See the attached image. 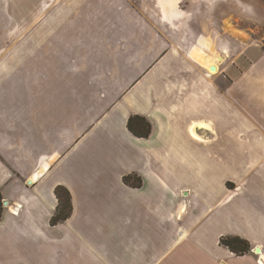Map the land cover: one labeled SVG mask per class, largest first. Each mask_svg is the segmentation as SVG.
Masks as SVG:
<instances>
[{
    "label": "crops",
    "instance_id": "0c3cea01",
    "mask_svg": "<svg viewBox=\"0 0 264 264\" xmlns=\"http://www.w3.org/2000/svg\"><path fill=\"white\" fill-rule=\"evenodd\" d=\"M243 4L258 10L249 13L251 21H264L261 5ZM45 5V16L38 15L42 4L36 15L31 10L30 21L41 22L30 30L0 32V194L7 202L0 264H264V82L243 78L245 72L237 76L234 68L224 72L223 58L208 53L214 19L227 18L229 6L213 0ZM51 35L72 56L69 70L130 94L113 101L121 108V152H111L109 162L96 150L90 161L74 153L86 134L67 130L72 140L61 136L59 144H44L48 127L39 124L38 112L24 117L28 123L15 121L24 106H16L19 98L38 108L36 98L21 97L26 89L20 96L16 90L31 89L21 77L29 79L33 56L44 60L36 48ZM253 68L264 71V51ZM92 71L108 73H86ZM130 117L151 125L147 138L127 129ZM246 121L248 132L259 136L256 144L237 138L231 147V135L250 134ZM230 156L238 163L232 165ZM56 167L62 174L52 173ZM124 176L140 186L125 184ZM57 186L69 192L72 213L52 226ZM227 237L246 241L250 252L235 255L220 243Z\"/></svg>",
    "mask_w": 264,
    "mask_h": 264
},
{
    "label": "rangeland",
    "instance_id": "374dc122",
    "mask_svg": "<svg viewBox=\"0 0 264 264\" xmlns=\"http://www.w3.org/2000/svg\"><path fill=\"white\" fill-rule=\"evenodd\" d=\"M189 1L190 0H186V2ZM213 2L215 5L222 6L224 4V6H229V15L227 18L225 17L226 20L229 21V24H227L225 18L214 19L213 45H211V49H209L208 53L212 56L223 58L224 62L218 59L217 63L219 62L221 64L223 62L222 67L224 72L225 70L229 71L234 68L237 76L245 72L243 78L259 80L261 83L264 82L263 70L254 71V68L249 69L251 64L254 63L264 51L263 17L260 16L262 20H259L258 17H254L251 21L252 17L249 16V13L251 12V15H254V12H258V10L243 6V3L248 2V4L250 3L252 5L255 3L256 6L261 5L264 9V0H213ZM38 5L41 6L38 15L45 16V0H0V32L30 30L36 25V21L41 22V20L37 19H34L33 22L30 21V12L33 9L32 12L36 15V8ZM41 8H43V10H40ZM223 21H226V24L223 25L225 32H223L221 28ZM51 37L52 38H43L38 49L36 48V50L44 53V60L42 61L40 55L33 56V62L35 63L29 66V79L21 77L20 83L23 82V85L31 84V89L29 86L27 88L19 86L18 90H16L19 96L24 89L27 90L26 92L32 90L30 94L26 92L22 93L21 97L23 99H29L31 97L32 99L36 98L39 101L38 108H29L31 107L29 103H20L19 98V103H17L16 106H24H21V110L17 109L16 114L19 115V118L15 121H19L22 124L28 123L30 120L24 119V117H30L32 113L35 114L38 112L42 114L41 117L37 119L39 124H41L42 127H48V136H43L44 144H47L46 141H48L50 145L59 144L60 142L56 139H59L61 136L69 137L72 140L73 135L69 134L67 130L71 133L86 134L83 143L80 142L74 145V153L80 154L81 160L85 159L86 161H90L96 158L93 152V150H96L98 153H101L103 161L109 162L111 160V152H121L120 148L116 146V130L121 132L122 129L119 125L121 120V108H116V103L113 104V101L120 100L119 103L125 101L130 94L126 96L127 93H125V91L123 94L119 92L121 88L119 89L112 86V88L109 87L106 89V86L103 84L99 85L101 81H91L92 79L86 81L83 77V71H76L78 69L69 70L67 62L69 59H72V56L67 54L64 55L61 43L58 42V45L53 40L55 37L53 35H51ZM6 41V46H12L15 39ZM23 71L22 76L24 74ZM86 73H91L94 76L101 75V77L103 76L104 78V76H107L108 72L92 71ZM122 74L126 76L125 71ZM225 76L226 78L234 77L226 74ZM107 90L111 91L112 96L106 94ZM254 93L255 92L251 90L250 100H253L252 97L255 95ZM41 104L44 106L43 109L40 107ZM33 121H35V119H33ZM248 123L249 122L246 121L247 132L248 127L252 126ZM254 135L255 134L252 133L241 136L231 135V147H233V144L237 143V138H240L241 142L244 140L247 144L251 142L252 146H254L256 144L255 137H259L258 135ZM118 137L121 138L120 135ZM79 145H81L80 149L82 148V151L79 150ZM232 150L233 148H229V154L232 153ZM223 158L227 159L226 152ZM237 159L238 158H232L230 156L229 162L231 164L233 161L234 164L238 163L235 162ZM66 162L67 161H64L63 164ZM231 169L236 170V174L239 173L237 168H232L231 166ZM250 169L252 170L254 168H247V170ZM53 170L52 173H57L58 175L62 174L61 167H56ZM80 170L83 169L80 167ZM243 170V167L240 168L241 174ZM80 172L83 175L86 174L82 171ZM27 183H29V181Z\"/></svg>",
    "mask_w": 264,
    "mask_h": 264
},
{
    "label": "trees",
    "instance_id": "16d2710c",
    "mask_svg": "<svg viewBox=\"0 0 264 264\" xmlns=\"http://www.w3.org/2000/svg\"><path fill=\"white\" fill-rule=\"evenodd\" d=\"M127 129L138 138H147L151 133V125L145 119L139 117H130L127 121ZM123 182L131 187L140 186V181H135L132 176L124 177ZM54 195L57 199V207L55 214L50 220V225L52 226L66 221L72 213L69 192L65 188L57 186L54 190ZM3 208L2 196L0 194V220L2 218ZM220 243L235 255H243L251 250L250 245L246 241L237 237L222 238L220 239Z\"/></svg>",
    "mask_w": 264,
    "mask_h": 264
},
{
    "label": "water",
    "instance_id": "95a60500",
    "mask_svg": "<svg viewBox=\"0 0 264 264\" xmlns=\"http://www.w3.org/2000/svg\"><path fill=\"white\" fill-rule=\"evenodd\" d=\"M210 69L212 70L213 67H211ZM6 205H7V202H4V203H3V206H6ZM255 252H256V253H259V250H258V249H255Z\"/></svg>",
    "mask_w": 264,
    "mask_h": 264
},
{
    "label": "bare ground",
    "instance_id": "6f19581e",
    "mask_svg": "<svg viewBox=\"0 0 264 264\" xmlns=\"http://www.w3.org/2000/svg\"><path fill=\"white\" fill-rule=\"evenodd\" d=\"M213 71H214V68L212 69ZM209 72H212V71H209ZM216 73V71L215 72H213L212 74H215Z\"/></svg>",
    "mask_w": 264,
    "mask_h": 264
},
{
    "label": "built area",
    "instance_id": "2783aa9c",
    "mask_svg": "<svg viewBox=\"0 0 264 264\" xmlns=\"http://www.w3.org/2000/svg\"><path fill=\"white\" fill-rule=\"evenodd\" d=\"M260 264H262V263L260 262Z\"/></svg>",
    "mask_w": 264,
    "mask_h": 264
}]
</instances>
